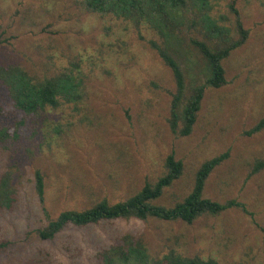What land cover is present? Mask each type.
<instances>
[{
  "label": "rangeland",
  "instance_id": "1",
  "mask_svg": "<svg viewBox=\"0 0 264 264\" xmlns=\"http://www.w3.org/2000/svg\"><path fill=\"white\" fill-rule=\"evenodd\" d=\"M203 6L186 0L173 29L162 33L145 21L91 13L81 0H0V65L37 81L67 73L83 83L77 105L29 115L8 109L0 83V114L10 116L0 119L9 135L0 144V181L7 179L12 199L10 207L0 203V264H102V251L125 237L141 241L156 260L174 251L218 264H264V130L246 134L264 116V0ZM237 20L247 37L222 61L225 84L205 89L188 136L178 134L181 119L173 134L176 87L157 48L183 74L181 116L192 90L208 78L194 42L214 49L226 38L236 41ZM225 152L203 197L237 206L217 216L190 225L157 219L69 225L49 241L36 234L63 211L116 204L154 184L173 154L182 175L154 201L171 208L191 192L200 165Z\"/></svg>",
  "mask_w": 264,
  "mask_h": 264
},
{
  "label": "trees",
  "instance_id": "2",
  "mask_svg": "<svg viewBox=\"0 0 264 264\" xmlns=\"http://www.w3.org/2000/svg\"><path fill=\"white\" fill-rule=\"evenodd\" d=\"M201 1L205 7L206 0ZM81 2L83 7L91 13L110 14L117 18L132 20L138 24L145 21L162 33H164L163 29H173L176 12L186 4V0H81ZM237 26L239 39L236 41L230 42L227 38L223 39L224 45H216L214 49L202 42H194L205 62L208 78L204 84L192 90L183 106L181 116H179L178 110L184 99L183 74L174 59L166 51L157 48L158 55L171 70L176 87L172 96L170 119L168 120L173 134L177 133V122L181 119L182 128L178 134L182 137L188 136L196 122L205 89H218L225 84L222 61L229 56L231 51L240 47L247 37V32L242 29L238 20ZM0 83L7 90L8 98L11 101L8 109L13 110V113L19 111L22 115L34 114L39 110L57 109L63 103L77 105L82 99V80L67 73L37 81L22 69L2 64L0 65ZM1 111L0 109V113ZM3 116L5 119L10 117ZM3 116L0 114L1 121ZM263 130L264 116L246 134L251 136ZM8 136L6 129L0 125V144ZM227 158L228 153L225 152L202 163L195 174L191 192L181 203L171 208L155 205L154 201L159 199L163 191L182 175V163L175 160L173 154L166 157V173L154 184H145L139 192L116 204H109L106 200H101L82 211H63L54 220L49 221L44 228L38 229L36 234L41 240L49 241L69 225L85 227L106 221L126 219L181 221L190 225L202 215L217 216L237 205L233 201L219 203L206 199L203 197V190L208 176ZM35 184L38 195L42 197L43 182L39 173H35ZM10 194L7 179L1 180L0 203L5 207H10L12 200ZM3 247L5 245L0 244V249ZM101 261L102 264H218L214 260L183 257L174 251H169L161 260H156L149 256L141 241H134L131 237H125L120 245L105 248L101 253Z\"/></svg>",
  "mask_w": 264,
  "mask_h": 264
}]
</instances>
